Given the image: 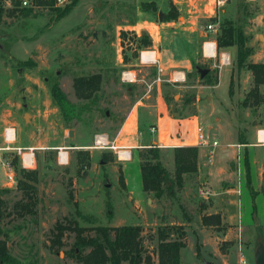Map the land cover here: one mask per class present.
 <instances>
[{"label":"rangeland","instance_id":"rangeland-1","mask_svg":"<svg viewBox=\"0 0 264 264\" xmlns=\"http://www.w3.org/2000/svg\"><path fill=\"white\" fill-rule=\"evenodd\" d=\"M97 1L78 0L68 14L52 25L54 10L51 8L41 6L25 14L17 6L11 11L13 3L2 1L0 126L15 128V135L8 142L0 134V158L2 162L10 164L16 157V167H24L18 147L22 152L32 153L34 162L25 168L34 169L37 173V180L29 182L33 185V197L37 204L32 212L20 216L14 203L20 199L24 201L23 193L17 186L21 175L11 167L14 182L10 184L6 175L10 169L0 162V198L3 201L0 225L4 231L1 238L5 240L15 264H81L71 250L75 239L72 229L65 230L61 247L50 246L57 222L67 225L77 221L79 226L87 227L86 235L94 234L90 227L95 225H140L143 244L152 252L157 246V228L162 225L177 227V223L184 221V212L192 221L186 228L188 243L182 252L185 264H205V259L196 255L195 242L199 240L205 243L208 235L216 238L220 251H233L229 255V264H242L241 258L244 264H254L253 252L257 241L260 239L264 242V145L259 144L258 140L248 139L247 133L257 130L256 124L258 128L264 127V84L260 85L263 101L257 106H243L242 100L252 88L253 81L251 71L245 68L237 70L235 46H217L214 58L203 56L202 51L204 40L208 37L215 41L220 33L218 29L206 37V26L216 20L220 25L224 19H231L235 25L242 27L247 36V45L253 48L248 61L264 62V0H224L220 7H225V12L216 4L212 16H207L209 12L199 13L193 20L195 30L190 35L185 33L190 31L184 30L190 23L178 24V19L165 21L166 12L159 8L153 12L150 21L143 23L138 20L136 33L139 35V29H143L151 39L148 29L154 33L155 26L163 22L164 39L156 42L157 45L163 44V54L172 59L175 65L165 75L161 68H147L139 74L145 73L147 81L157 73L158 77L165 79L162 80L165 85L162 93L172 118L182 119L197 113V124L203 127L206 135L218 140V149L229 143L227 150L234 151L232 156L226 154L230 159L224 162L220 156L215 157L221 166L226 164L227 172L230 173L222 182L223 188L230 185L236 188L231 194L233 196L229 195L236 203L241 196L240 183L245 189L242 202L245 211L240 225L224 222L225 225L208 226L205 228L207 233L202 230L198 235L199 208L210 202V193L215 188L203 179L205 170L187 174L183 188L174 196L155 199L145 194L144 198L135 154L133 161L122 162L123 166L132 168L129 172L130 188L134 197H141L140 206L146 207V216L134 209L125 187L119 182V176L122 175L121 159L117 154L119 148L110 147L113 144L111 138L126 119L135 94L141 95L148 88L143 81L133 89L121 80L122 70H141L132 54L131 35H126L123 40L119 38V45L109 46L115 40L116 21L108 13L117 10L116 18L125 16L123 21L118 19L120 24L138 22L136 4L123 2L121 8L118 5L109 8L108 3L102 1L97 5ZM92 7L94 13H105L103 23H107L106 27L111 30L105 36L108 46L103 52L95 50L100 23L98 27L96 22H85ZM159 13H162L161 19ZM90 26L91 29L88 28ZM171 29H176V33ZM223 53L229 55L230 63L220 67V55ZM124 56L128 59L124 60ZM202 69H207L203 76L200 73ZM178 70L184 71L185 77L176 82L172 80V75ZM93 73L102 75L99 90L89 99L78 98L72 85L73 77ZM54 83L76 107L77 113L70 121H66L51 97L50 87ZM149 92L158 93L155 87ZM197 98L199 100L195 104ZM96 133H105L109 139L108 145L94 147ZM243 139L245 143L240 142ZM8 146L10 148H6ZM141 149L136 150L138 156ZM172 149L161 148L162 163L170 174L173 173ZM59 152L67 157L64 162L59 161ZM213 155L216 156L215 151ZM206 189L210 193L205 196L202 192ZM250 190L261 193L257 196L258 200L256 196L253 200ZM219 191L222 195L219 203L222 204L228 194ZM255 199L260 200V205H256ZM74 201L77 202L80 215L76 212Z\"/></svg>","mask_w":264,"mask_h":264},{"label":"trees","instance_id":"trees-1","mask_svg":"<svg viewBox=\"0 0 264 264\" xmlns=\"http://www.w3.org/2000/svg\"><path fill=\"white\" fill-rule=\"evenodd\" d=\"M3 0H0V19L3 11ZM43 6H49L54 10L51 19V25L69 13L76 5L78 0H72L64 7H53L52 0H36ZM14 11L16 6L19 7V0H12ZM141 7L144 11L155 12L157 6L155 2H143ZM22 13L29 14L33 9L19 7ZM177 9L171 5L170 9L164 13V20L171 21L178 18ZM217 21V20H216ZM220 33L216 36V47L235 46L236 48V67L240 71L245 68L251 71L253 85L247 95L242 100L243 106H257L263 98L260 96V85L264 84V62L248 61V57L253 53V48L247 45V36L242 27L235 25L231 19H224L219 25ZM131 35L133 46V56H138V51L148 48L152 45V40L146 32L138 35L135 31L121 30L120 38L123 40L126 35ZM128 58L124 56V60ZM22 64V63H21ZM102 82L101 73H93L91 75H81L73 77V88L76 96L81 99L91 98L97 90H99ZM210 84L211 82H207ZM50 94L54 102L61 109L66 121L77 113L76 107L70 103L62 90L56 83L50 87ZM245 143L246 141H240ZM173 173H169L162 163V150L157 145L144 147L139 151L140 158V176L143 191L151 195L155 199H162L164 196H174L180 191L185 182L187 174H195L198 172V147L197 146H179L173 147ZM88 155V154H86ZM89 156V155H88ZM16 157L10 162V166L19 171L21 177L17 180V186L23 193L24 201L20 199L14 203V208L18 215L23 216L34 210L37 200L33 193V185L29 182L37 180V173L34 169L25 167H16ZM119 182L124 187L122 175L119 176ZM248 186L250 184L247 177ZM251 191V190H250ZM253 200L256 193L250 192ZM2 199L0 198V216L2 211ZM76 212L77 202L74 201ZM253 203V208H254ZM184 219L190 220L187 213ZM217 218V215H204L202 222L209 225V219ZM70 222V221H69ZM70 223L72 226H70ZM69 224L57 222L54 226L50 246L61 247L63 245V235L65 230L72 229L75 231V239L71 248L77 260L81 264H180V249L185 245V231L183 227L160 226L156 231L157 246L150 252L146 249L141 238L142 227L140 225H120L107 226L95 225L90 227L94 231L93 235H86L87 227L79 226L77 221H71ZM4 235L3 228L0 225V264H15V259L10 255L6 242L1 236ZM199 249H196V255L199 256ZM153 255L156 260L154 261Z\"/></svg>","mask_w":264,"mask_h":264},{"label":"crops","instance_id":"crops-1","mask_svg":"<svg viewBox=\"0 0 264 264\" xmlns=\"http://www.w3.org/2000/svg\"><path fill=\"white\" fill-rule=\"evenodd\" d=\"M102 1L104 3H108L109 8H111V5H114L115 7L118 5V7L121 8L124 5L123 2H126V3L130 2V3L136 4L137 6L136 20L143 21V23L150 21L149 19H151V15L153 14L152 11H144L142 9L141 4L143 2L153 1L155 2L157 8L165 12H167L170 9V6L173 5L179 13L178 18H177L178 24H183V23L191 24L189 27L186 26L188 28L184 29V30L190 31V33H187V31H185L187 35L192 34V32L195 30L193 26V23H194L193 20H195V18L199 16V13L203 11L204 13L209 12L207 16H212V13H214V9L216 8L215 6L217 4L216 0H126V1L124 0H98L96 2L97 5L101 3ZM93 7L92 9H90L89 13L87 14L88 19H86L85 22H89V23L96 22V25L98 27L99 25H101L99 27L100 28L99 33H97L98 34L97 38L99 39H96V41L94 39V41L96 42L95 50L97 49L99 52H103L104 48L108 46L105 40V36L108 35L111 32V30L109 27H106L107 23H105V25L103 23V21L105 20L104 19L105 13L104 12H103L104 14L94 13ZM220 10L222 12H225V7H220ZM115 12H117V10H115ZM115 12L108 13L110 18L116 21L115 22V27H116L115 28V40L110 42L111 45L109 46H116L120 44L119 33L121 30L130 31V32L136 30L135 32H137V26L139 25V21L134 22V23H131L129 21L123 22L122 24L118 23V19L123 21L125 20V16L124 17L120 16V18L119 17L116 18ZM149 23H152V22H149ZM162 23L163 22H160L159 26L158 25L155 26L156 31L154 33L152 30L148 29L153 38L151 39L152 45L148 47L150 48V50H139L138 51V56L136 57V60H137L136 64L140 67L141 70H135V69L128 68L129 70H132V72L135 75V81L131 83H127L130 85L129 87H133L134 89L135 86L136 87L139 86L140 83L143 81L146 83L148 89L146 90L145 93L141 95L135 94L134 101L132 102L130 106L126 119L124 120V122H122L117 133L111 138L112 143L115 148L117 147L125 148L130 152L129 159L120 160L122 178H123V182L125 185L126 193L128 194L130 200H132L134 209L137 210L138 214L143 212V214H145L144 216H146V207L144 208L140 206L141 197L140 198L134 197L133 192L131 191V188H130L129 172L132 171V168L129 165L123 166L122 162L133 161L134 160L133 154H135V159H136L135 164L137 166V171H138V167H140V164H139L140 159L138 156V152L136 151L138 148H144V147H149L152 145H157L158 147L167 150V149H170L173 147H179V146H197V139H196V127L198 125L197 124L198 122L196 120L197 113L196 115L195 114L190 115L189 117L182 118V119L172 118L168 114L169 112L166 107V103L164 102V96L162 93V88L165 86L163 85L162 80H165V79L161 77H159L160 79H157L158 77L157 76L158 73H157L154 78L147 81L145 73L139 74V72L142 70L145 72L147 68H154L156 70L158 68H161L165 75L166 72H168L170 68L175 66L172 63L173 60L163 54L164 53L163 44L159 43V45H157V42H156L158 40L162 42V40L164 39L162 38V35L164 34ZM88 28L91 29L92 27L90 26ZM139 30L141 34L142 32H144L143 29H139ZM171 31L174 32V34L176 33V29H173V30L171 29ZM209 33L210 31H207V33L204 36L207 37ZM83 34L85 35L86 32H84ZM201 34L202 32H200V35ZM204 41H214V40L208 39L207 37ZM192 47H193L192 41L190 40V51H192ZM133 49H135L134 46H133ZM144 52L147 54L142 55V53ZM202 54L203 56L208 57L204 55L203 51H202ZM187 60L188 59H185V61ZM185 66H187V64ZM177 72H179L180 74L183 75V77H185L184 71L178 70ZM176 82H179V81H176ZM152 87H155L158 93L150 94L149 91L151 90ZM200 87H203V85ZM150 97H152L151 100H150ZM198 100L199 99L197 98V100L194 101V103L196 104ZM257 125L258 124H256V127H255L257 130L259 129L264 130V127L258 128ZM151 127L155 128L154 132H151L150 130ZM5 128L6 126L4 127L0 126V134L4 135ZM257 130L248 132L247 133L248 139L257 140ZM14 135H15V131H14ZM211 139L217 140L216 138H211ZM227 144L229 143L224 144L225 145L224 148L218 149L219 147V142H218V145L213 149V152L215 151L216 156L214 155L211 156L212 152L210 153L207 148L197 146L198 147V173H200L202 169L205 170L206 173L204 174L203 179H205L208 184L213 185V188L215 186V188L213 189L211 193L209 191V193L211 194L210 202H207L206 206L202 205L199 208L200 222L199 224H197V228H198L197 235L202 230H204L205 233H207L208 230H206L205 228L208 226L209 227L218 226L219 224L225 225L224 222H227L230 225H238V224L240 225L244 218L243 211L245 210H243L244 205L242 202H243V196L245 194L244 192L245 189L242 183H240L239 192L241 196H239L238 203H236L235 200L234 201L231 200L229 198L230 197L229 195H231L232 192L236 191V188H234L231 185L226 188H223L224 185H222V182L224 181L225 178H228V176H230V173L227 172V168L225 167L226 164L224 166H221L215 160V157H218V156H220L224 162L230 159V156L233 155L234 151L230 152L229 150H227L228 149L226 147ZM226 154H229L230 156ZM172 161H173V157H172ZM0 162L6 168L8 167V169H10L9 172H6V175L12 174L10 164L2 162V158H0ZM139 173H140V169H139ZM140 185H141V190L143 192V197L145 198L146 193L142 189L141 176H140ZM219 190H222L223 194H228L227 195L228 197L226 198L225 202L222 204L219 203V198L220 196H222ZM258 194H261V193H256L255 195L256 199H257ZM144 198H143V201H144ZM256 199H255V203L258 206L260 205L259 204L260 200L256 201ZM235 210H236L235 212L236 214H233L232 212ZM204 215H217V218H213V221H211L209 225H205L202 222V217ZM191 223H192L191 218L190 220L184 219L183 222L177 223V225L183 226V230L185 231V236H184L185 245L180 249V255H179L180 264H185L182 260V252H183L184 247L188 243L189 233H186V228H189ZM162 226H165V225H162ZM226 236L227 234L223 235V240L226 239ZM195 248L196 249L198 248L199 253H200L199 256L197 257H200V258L203 257L205 259V262H210L212 264H216V263L229 264V260H230L229 255L230 253L231 254L233 253L231 249H229L227 252L220 251V247L218 246V241H216L215 237H211L210 235H208V238L205 243H202L199 240L195 242ZM153 259L155 261L154 255H153ZM154 264H157V261H155Z\"/></svg>","mask_w":264,"mask_h":264},{"label":"built area","instance_id":"built-area-1","mask_svg":"<svg viewBox=\"0 0 264 264\" xmlns=\"http://www.w3.org/2000/svg\"><path fill=\"white\" fill-rule=\"evenodd\" d=\"M44 1H49V0H44ZM72 0H52V6L53 7H64L67 4H69ZM3 2L10 4L12 0H3ZM216 3L218 6L222 5L224 3V0H216ZM43 5H40L36 2V0H19V7H24V8H37L41 7ZM49 7V6H45ZM207 30L210 32H216L219 29V22L218 20L215 21L214 23H209L207 26ZM206 42H211L213 44V51L212 47H209L210 49L208 51L205 50V44ZM203 53L204 55L208 56L209 58H214L216 56V44L214 41H205L203 43ZM230 63V57L228 54H221L220 55V63L219 66L227 65ZM157 79H160L159 77ZM184 79L183 75L180 74L179 72L175 71L172 75V80L174 81H182ZM121 80L126 83H131L135 81V75L132 72V70L129 69H124L121 71ZM151 132L155 131L154 127H151ZM4 137L5 140L11 141L14 138V129L13 128H5L4 130ZM196 139H197V146L207 148L209 152H213V149L218 145L217 140L211 139L206 133L203 131V127L198 124L196 127ZM257 140L260 144L264 145V130H258L257 131ZM94 141V147H104L105 145H108L109 139L108 136L105 133H96L93 138ZM111 148H115L114 145L112 144L110 146ZM6 148H10L9 146ZM18 153L21 155L22 159V164L24 167L31 166L33 164L34 159L32 157V153L28 152H22L20 148L17 147ZM118 157L120 159H129L130 152L125 149V148H119L117 150ZM59 161L62 160L61 162H64L67 157H63L62 152H59ZM64 159V160H63ZM8 179L10 180V184L14 182V178L12 174H7ZM205 196L209 195V190H205L202 192ZM240 262L242 264L245 263L243 258H241Z\"/></svg>","mask_w":264,"mask_h":264},{"label":"water","instance_id":"water-1","mask_svg":"<svg viewBox=\"0 0 264 264\" xmlns=\"http://www.w3.org/2000/svg\"><path fill=\"white\" fill-rule=\"evenodd\" d=\"M162 13H159V19H161ZM143 33V32H142ZM207 72V69L200 70L201 76H203ZM69 134L71 135L72 132L70 131ZM264 176V171H263ZM253 262L254 264H264V242L260 239L257 241V246L253 252ZM205 264H212L210 262H205Z\"/></svg>","mask_w":264,"mask_h":264},{"label":"bare ground","instance_id":"bare-ground-1","mask_svg":"<svg viewBox=\"0 0 264 264\" xmlns=\"http://www.w3.org/2000/svg\"><path fill=\"white\" fill-rule=\"evenodd\" d=\"M209 47H212V51L214 50L213 49V44L211 42H206L205 44V50L208 51L210 48ZM145 53V52H144ZM142 53V55L144 54ZM64 156V154H62Z\"/></svg>","mask_w":264,"mask_h":264}]
</instances>
